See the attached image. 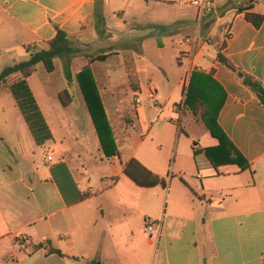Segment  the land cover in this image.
I'll list each match as a JSON object with an SVG mask.
<instances>
[{
    "label": "crops",
    "instance_id": "crops-1",
    "mask_svg": "<svg viewBox=\"0 0 264 264\" xmlns=\"http://www.w3.org/2000/svg\"><path fill=\"white\" fill-rule=\"evenodd\" d=\"M171 6L180 5L176 0H0V40L23 37L8 57L28 60L27 47L42 48L60 29L75 45L88 48L73 57L76 75L90 63L87 56L112 55L105 52L111 37L145 29L154 23L157 8ZM241 8L264 16V0H219L216 12L202 21L196 9L177 16L171 23L179 28L171 31V53L165 56L177 61L178 69H168L165 56L155 69L125 59L120 80L103 85L98 63H90L117 155H105L77 80L63 85L72 96L64 106L59 92L48 84L32 86L28 79L41 114L32 121L37 136L12 92H0V264L96 259L102 264H264V106L217 59L221 52L264 85V22L256 28ZM98 14L105 19L102 32ZM159 47L165 53L166 45ZM80 61H86L82 68L76 66ZM191 86L202 90L206 104L220 106L217 122L231 143L224 149L184 107ZM149 89L156 90L159 106ZM170 103L178 117L169 116L172 129L164 132L158 128ZM179 132L185 137L176 138ZM129 165L152 172L166 185H137L126 174ZM147 218L162 221L159 235L144 233ZM19 237L27 240L25 247L17 243ZM47 243L65 256L33 250Z\"/></svg>",
    "mask_w": 264,
    "mask_h": 264
},
{
    "label": "trees",
    "instance_id": "trees-1",
    "mask_svg": "<svg viewBox=\"0 0 264 264\" xmlns=\"http://www.w3.org/2000/svg\"><path fill=\"white\" fill-rule=\"evenodd\" d=\"M246 12V19L251 22L256 28H260L264 22V16L250 12L251 8H241L240 12ZM98 29L100 32L105 29V19L98 14ZM101 27L103 29H101ZM104 38V37H103ZM27 52L30 54L28 60L19 62L14 65L6 66L0 72V92L11 91L14 95L18 106L24 115L25 119L30 124L32 132L37 136L39 129L32 121L35 117H39L40 111L36 104V100L28 85V79L36 72L39 64H42L44 68L49 72H53L56 68L55 60L60 58L64 60V74L68 83H73L76 80L80 84L82 93L88 105V109L94 121L98 136L100 138L104 153L107 157H111L118 154L115 140L113 138L112 130L107 119L104 104L102 102L101 94L97 87V81L93 76L90 68V63L93 62H105L111 55L100 54L95 56H87L89 58V64L84 66L81 71L76 75L73 71V57L81 52V49L75 45L70 39L68 34L60 29L54 39L47 42L39 51H32L30 47H27ZM217 59L226 65L230 70L237 74V76L248 86L258 97L260 103L264 106V85L256 80L251 75L238 69L229 59H227L221 52H219ZM16 74H21V77L9 84L8 79ZM202 90H198L189 87L186 93V100L184 107L190 109L195 117L201 121L205 127L209 130L211 135L218 139L220 144L219 148L224 149L229 140L223 130L220 128L217 122V115L219 107L216 108L210 104H206V98L203 97ZM59 99L64 106H68L72 101V96L69 89H65L59 94ZM203 102L206 104L203 105ZM240 157V155H238ZM227 161H232L227 156ZM126 174L141 187H153L157 185L165 186L166 182L163 178L153 174L152 172L142 168L140 171L134 170L130 165L126 168ZM45 248L49 254H58L65 256L60 250L54 248L49 243L38 244L33 246V250H39ZM87 264H102L98 259L89 261Z\"/></svg>",
    "mask_w": 264,
    "mask_h": 264
},
{
    "label": "rangeland",
    "instance_id": "rangeland-1",
    "mask_svg": "<svg viewBox=\"0 0 264 264\" xmlns=\"http://www.w3.org/2000/svg\"><path fill=\"white\" fill-rule=\"evenodd\" d=\"M196 10L192 8H187L185 6H171V7H161L157 8L155 10V15L151 18V20H154L152 25L147 26L145 29L147 30V34H149L148 37H144V27H141L138 30H135L134 34L129 33L128 37H111L110 42V49L106 53H111V57L106 62H97L96 66V73L100 80V82L103 83V85L107 84L109 81L120 80L119 75H121L123 68L124 60L127 59V64L130 65V61H140L139 64L147 69H155L156 62L161 58V56H165L166 53H171L170 48L167 46V40L168 37L171 36V31L178 29L179 26L176 24V26L171 23L172 21L177 18L179 15H186L195 13ZM196 16L194 14V22H195ZM123 28V26H122ZM131 28L127 27L123 31L125 33L130 32ZM122 34H119V36H125ZM25 38V37H24ZM23 37H2L0 40V71L3 70L6 66L13 65L15 63H19L22 61H25L26 58L17 56L15 61L11 60L8 55L13 51L14 46L22 44ZM75 43V42H74ZM159 44H165L166 49L164 50L165 53H163V50L160 49ZM30 50L32 51H39L41 48L38 46L30 45ZM81 49V51L87 50L88 48L85 46L77 45ZM143 52L141 53V51ZM29 54V53H28ZM167 58L166 66L168 69L175 68L178 69L179 64L175 60H171L170 55L165 56ZM30 58V54L28 59ZM86 61H83V63L77 62L76 66H79V68L83 67V64ZM56 68L53 72L49 73L42 64H39L36 72L31 76L32 78L29 79V83L34 86L37 85L40 87L41 84H48L53 90L58 93V96L60 93H62L65 89L63 88V85L68 81L64 74V60L57 58L55 60ZM110 65V68L108 70V76L107 78L106 74V67ZM111 66H116L111 67ZM74 70L77 72V68L74 67ZM21 77V74H16L11 76L7 81V86L9 84H12L16 80H18ZM62 89V90H61ZM52 90V89H51ZM2 92H5L2 91ZM177 100H180L179 98ZM179 102V101H178ZM174 105L173 103H170L165 113L161 116V124L158 129L163 130L164 132L170 131L172 128L171 126L166 124V120H168L169 116L172 115L174 117H178V114L173 112ZM154 123V122H153ZM152 123V124H153ZM170 123V122H169ZM148 128L152 125L151 120L147 121ZM176 130V129H175ZM180 135H176V138H179L182 136L183 138L185 135L183 132H179ZM208 141L213 142L211 138H207ZM173 142L175 143V140L173 139ZM173 143V144H174Z\"/></svg>",
    "mask_w": 264,
    "mask_h": 264
},
{
    "label": "built area",
    "instance_id": "built-area-1",
    "mask_svg": "<svg viewBox=\"0 0 264 264\" xmlns=\"http://www.w3.org/2000/svg\"><path fill=\"white\" fill-rule=\"evenodd\" d=\"M176 3L180 6L192 7L196 9L198 13V19L202 21L203 19L211 16L216 12L219 0H176ZM148 95L149 98L154 101V105L156 107L159 106V102L156 99V90L149 89ZM136 102L140 103L141 101L138 98ZM48 159L50 161L53 160L52 157H49ZM162 229H163L162 221L154 220L151 218H147L145 220L143 231L146 235L150 237L153 235H159L162 232ZM17 243L20 246L25 247L27 244V240L22 237H19L17 239Z\"/></svg>",
    "mask_w": 264,
    "mask_h": 264
}]
</instances>
